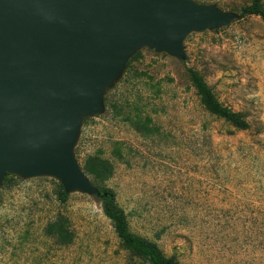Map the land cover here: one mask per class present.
Here are the masks:
<instances>
[{
  "label": "rangeland",
  "instance_id": "374dc122",
  "mask_svg": "<svg viewBox=\"0 0 264 264\" xmlns=\"http://www.w3.org/2000/svg\"><path fill=\"white\" fill-rule=\"evenodd\" d=\"M196 1L239 14L252 0ZM184 45L185 60L142 50L107 93L105 111L83 123L76 158L83 167L102 152L131 230L180 264H264V22L237 18ZM189 69L242 114L246 130L205 109ZM147 115L153 130H136L132 119ZM58 184L17 177L1 186L0 264H140L94 195L74 192L62 203ZM59 213L71 220L70 246L45 233Z\"/></svg>",
  "mask_w": 264,
  "mask_h": 264
},
{
  "label": "water",
  "instance_id": "95a60500",
  "mask_svg": "<svg viewBox=\"0 0 264 264\" xmlns=\"http://www.w3.org/2000/svg\"><path fill=\"white\" fill-rule=\"evenodd\" d=\"M239 17L196 0H0V188L7 174L98 193L75 149L143 49L187 58L193 32Z\"/></svg>",
  "mask_w": 264,
  "mask_h": 264
},
{
  "label": "trees",
  "instance_id": "16d2710c",
  "mask_svg": "<svg viewBox=\"0 0 264 264\" xmlns=\"http://www.w3.org/2000/svg\"><path fill=\"white\" fill-rule=\"evenodd\" d=\"M249 16H259L264 22V0H252L250 4L241 8L238 18ZM141 56L142 51L136 53L127 64L126 70L131 67L134 61L139 60ZM189 73L201 104L209 113L227 120L240 130L248 128L249 124L242 114L224 106L201 73L194 69H189ZM88 120L89 118L84 123ZM151 121L152 118L149 115L144 118L136 116L132 119V124L136 130L149 133L150 130H153L150 125ZM116 153L120 154L118 151ZM82 168L91 177L93 184L97 187L98 193L95 194V198L100 201L104 214L112 222L115 232L120 239L121 246L129 253L133 260L140 264H180L174 256H166L156 242L140 236L131 230L128 217L117 202L115 191L107 185V181L114 174V167L108 159L102 157V152L88 156ZM15 179H17L16 176L7 174L2 186L7 183H13ZM58 187V199L60 202L65 203L69 199L70 194L65 192L60 182ZM45 233L59 246L64 247L73 244L76 238L75 232L71 227L70 218L63 213H59L54 220L47 224Z\"/></svg>",
  "mask_w": 264,
  "mask_h": 264
}]
</instances>
